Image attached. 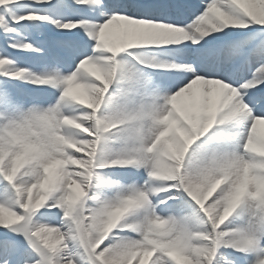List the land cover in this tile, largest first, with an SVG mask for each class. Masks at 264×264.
Instances as JSON below:
<instances>
[{"label":"snow or ice","instance_id":"6c2138e0","mask_svg":"<svg viewBox=\"0 0 264 264\" xmlns=\"http://www.w3.org/2000/svg\"><path fill=\"white\" fill-rule=\"evenodd\" d=\"M0 264H264V0H0Z\"/></svg>","mask_w":264,"mask_h":264},{"label":"bare ground","instance_id":"6f19581e","mask_svg":"<svg viewBox=\"0 0 264 264\" xmlns=\"http://www.w3.org/2000/svg\"><path fill=\"white\" fill-rule=\"evenodd\" d=\"M110 32H111L110 38H111L112 40L116 41V42H119L120 39H121V28H120V26H118V25H114V26L112 27V29L110 30ZM190 102H191V101H190V99H189L188 97H185V98L183 99V103H185V104H188V103H190Z\"/></svg>","mask_w":264,"mask_h":264}]
</instances>
